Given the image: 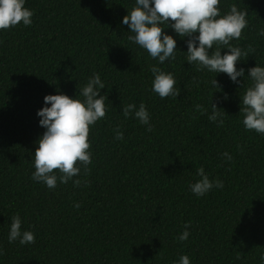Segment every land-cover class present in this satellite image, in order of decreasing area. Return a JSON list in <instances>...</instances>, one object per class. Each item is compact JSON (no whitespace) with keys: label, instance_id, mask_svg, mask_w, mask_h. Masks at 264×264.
Segmentation results:
<instances>
[{"label":"trees","instance_id":"16d2710c","mask_svg":"<svg viewBox=\"0 0 264 264\" xmlns=\"http://www.w3.org/2000/svg\"><path fill=\"white\" fill-rule=\"evenodd\" d=\"M133 4L26 0L32 24L0 30V264H173L180 254L191 264H260L264 135L245 129L239 112V95L251 81L238 77L240 87L225 73L197 70L185 61L187 37L165 27L178 49L158 66L173 74L179 92L160 98L149 71L157 62L128 41L121 23ZM232 4L247 13L240 39L230 42L253 49L236 62L247 75L255 63L264 65V37L257 35L264 0H220L218 7L224 13ZM93 72L104 82L106 112L89 129L92 162L86 174L81 166L78 176L49 189L31 179V154L44 130L36 110L45 94L79 95ZM141 102L151 131L121 111ZM210 102L222 126L208 120ZM117 127L121 140L114 139ZM201 166L223 187L197 197L188 184ZM16 214L22 229L34 233L33 243L8 242ZM186 223L189 236L180 241Z\"/></svg>","mask_w":264,"mask_h":264},{"label":"clouds","instance_id":"9594fccd","mask_svg":"<svg viewBox=\"0 0 264 264\" xmlns=\"http://www.w3.org/2000/svg\"><path fill=\"white\" fill-rule=\"evenodd\" d=\"M25 2L26 0H0V30L14 27L18 23L24 26L32 24L33 11L25 6ZM219 4L220 0H134L133 6L121 18V23L127 25L128 41L144 49L157 62L149 66L153 75L151 91L162 99L177 97L179 92L175 87L173 74L158 66L166 60L170 62L174 59L178 49L174 36L163 31L165 27H170L178 37H187L186 51H183L186 54L185 61L188 64L194 63L197 70L225 73L230 81L240 87L244 82L241 83L237 78L247 76L251 83L239 95L241 122L245 129L264 135V65L255 63L247 69L245 75V69L236 67V62L241 60L242 55L247 57L253 49L249 47L247 51H243L230 43L240 39L242 30L248 24L247 13L238 9L235 4L221 13ZM257 35L264 37V27L257 30ZM213 45H216L215 49ZM221 49L226 51L221 54ZM211 85L214 89L219 88L214 76ZM102 88L105 89L104 82L98 73L93 72L78 89L79 95L70 97L57 92L43 96V104L36 110V115L39 117L38 124L44 130L35 141L36 147L30 158L34 169L31 172L32 180L52 189L57 182L64 184L78 176L81 166L87 173V166L92 162L89 129L106 112V96L101 93ZM224 98H227V94H224ZM210 106L208 120L222 126L224 121L222 114L217 111L216 103L210 102ZM195 108L203 111L200 104H196ZM121 111L125 118L131 114L146 126L147 131L152 130L150 114L143 102L139 105L128 103ZM114 131V139H123L119 127ZM220 155L231 160L228 152ZM195 175L198 179L189 182L188 189L197 197L213 188L223 187V181L210 179L202 166L196 169ZM72 183L78 186L81 181L73 179ZM74 206L79 207V204ZM188 236L186 223L177 239L184 241ZM34 239L31 230L22 229L21 217L13 215L7 233L8 242L24 245L33 243ZM259 260L260 264H264V252L260 254ZM173 264H191V261L188 255L180 254Z\"/></svg>","mask_w":264,"mask_h":264}]
</instances>
